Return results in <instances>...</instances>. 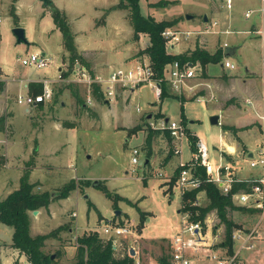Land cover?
<instances>
[{"label": "rangeland", "instance_id": "rangeland-1", "mask_svg": "<svg viewBox=\"0 0 264 264\" xmlns=\"http://www.w3.org/2000/svg\"><path fill=\"white\" fill-rule=\"evenodd\" d=\"M96 1L106 2L110 6L114 4V0L75 2L67 0L71 13L73 11L76 14L85 13L84 18L79 21L82 27L89 24ZM149 1H153L150 8L147 7ZM165 1L169 4L165 5ZM170 2L171 0H140V7L143 13L147 14L149 11L155 15L154 18H162L171 10H179L182 16L187 12H195L196 16L201 18L204 6L216 3L220 14L232 18V25L228 28L230 32L218 34L221 44L226 42L230 44L229 46L239 45L229 57L234 67H223L220 65L221 61L211 62L206 69L207 78L204 79L208 84L211 83L205 95L208 97L210 93L215 92L214 87L217 82H221L223 79L221 75L224 72L234 75L231 83L225 82V90L241 97L225 98L223 104L225 111L222 114V99L208 100L204 96L205 99L202 100L185 101L181 107L180 99L172 94L157 98L153 88L147 83L139 85L131 96L125 92L119 93L112 106L94 101L87 107H83L70 87L65 86L60 88L56 96L57 101L30 106L28 112L27 103L18 102V91L7 89L5 81L0 80V117H4L5 120V126L0 132V201L20 188L24 175H28L29 181L35 184L33 189L35 193L48 195V208L37 209L38 213L35 216L33 215L35 210L30 212V218L36 219V227L38 226L33 229L32 236L52 233L46 240L43 250L47 254L55 255L54 260L57 264H74L77 238L90 232H96L103 238L107 237L103 229L108 224L127 225L131 228V233L123 235L125 238L120 236L116 240L117 256L133 249L141 264L150 262L158 264L157 258L164 253H170V241L174 234L181 230L183 217L186 218L183 212H178L182 205L180 188L172 187V182H165V179L172 174L173 167L178 165L180 160L189 159L187 140L189 133L205 141L209 159L216 165L220 160L219 152L214 147L220 148L218 136L224 135L222 138L226 141V135L220 125L210 123V116L220 113V124L246 125L244 118L238 117L245 116V107L249 106L242 97L249 96L251 92L261 94L264 91V64L258 41L251 32L246 31L250 29L248 27L251 23L259 28L264 26V13L262 15L258 10L259 1L232 0L230 8L226 7L225 0H177L175 5ZM5 9L8 13H13L11 3ZM122 10L126 13V10ZM245 12H248L247 16ZM21 19L29 26L28 36L32 43L30 46L16 43V38L10 30L1 32L0 77L6 73L13 75L26 68H35L32 65L21 64L18 59L19 56L34 51L45 52L46 56L53 58L54 67L59 65L61 60L60 51L56 48L59 38L48 33L53 26L52 16L46 15L42 18L39 12L25 8L21 11ZM11 20V17L7 18L8 23ZM115 23L119 22L112 19L113 27ZM123 37L126 39L124 42L133 39V35L128 31H124ZM116 38L115 31L109 26L107 34H102V31L96 35L91 34L89 45L98 48L106 58H115L114 51L111 50L113 46L110 44ZM140 43L143 45L142 41ZM96 53V50L88 49V58L97 61ZM142 55L143 53L139 56ZM224 59L225 57L222 61ZM198 75H202L201 68ZM77 85L81 98L85 97L84 86ZM222 94H225V91H222ZM229 106L230 115L225 117L228 115ZM147 114H152V118L147 119ZM164 117L181 121L187 128V134L182 139L180 155H171L168 164L165 160L169 157L170 145L173 146L174 143L164 131L153 133L152 130L157 129L150 125L151 122L157 124ZM249 127L245 126L240 131L246 132ZM150 134L152 135L149 136ZM227 134L230 144L246 158L247 149L242 145L244 135L236 137L230 132ZM259 145L260 143L258 146L252 145L256 159L259 156ZM133 148L139 151L136 163L131 161ZM229 149L231 150L230 147ZM247 158L235 163V168L242 167L240 174L247 175L251 171L256 175L258 172L261 173V166L250 167ZM221 163L225 162L221 160ZM232 165L234 166L233 163ZM72 180L78 185L77 189L72 191L68 198L61 199L63 187ZM96 180L100 181L101 185L104 184L112 194H118L116 200L106 197L100 188L101 185L99 188L93 187L92 182ZM125 198L136 205L129 204V200ZM197 198L200 205H205L209 201L204 192H199ZM88 201H91L95 208L88 209ZM137 207L142 211L141 214ZM114 210H121V215L114 216ZM74 212L77 213L76 217L72 216ZM262 212L263 210L253 215L239 211L229 213V217L245 231L257 226V237L245 244L253 247L249 251L244 248L240 252V254L244 252L248 264H264V212L263 214ZM206 222L210 224L214 234L223 235L224 226L215 211L207 215ZM63 224L67 227L58 230ZM13 231L11 226L0 221V264H11L18 255L24 258V252L12 247ZM139 235L141 237H137ZM242 261L245 263L244 259ZM203 263L202 260L196 262Z\"/></svg>", "mask_w": 264, "mask_h": 264}, {"label": "crops", "instance_id": "crops-1", "mask_svg": "<svg viewBox=\"0 0 264 264\" xmlns=\"http://www.w3.org/2000/svg\"><path fill=\"white\" fill-rule=\"evenodd\" d=\"M53 1L57 6L64 9L66 11L68 17L70 18L72 28H73V31L75 33V40H76L78 50L83 55V57L86 61L84 63L89 68V70L91 72H100L102 74H106L115 67L128 64L131 61L135 60L137 57H139L140 54L136 55V53L139 51L138 47H141V49H142V48H144L145 45L148 44L149 37H148V34L144 33V32L139 33L138 39H131V40L129 39L127 42H124V41H126V39L123 37L124 31H128L133 35V29H132V26L130 24V21H129L128 17L126 16V13H124L122 9H120V8L108 9L112 5L116 4L118 2V0H116V1L114 0L113 1L114 4L112 3L111 6H110V4H106V2L100 3V2L96 1L93 5L92 18L90 17V19L88 21L89 24L87 25V27L86 26L82 27L81 24L79 23V21L82 18H84V14H85L84 12H80L79 14H76L73 11V13H71L70 8L67 6V0H53ZM72 1L75 2V0H72ZM168 1H170V0H168ZM257 1H259V3H260V0H257ZM149 2H150V4H147L148 8H150L151 3L153 1H149ZM9 3H11V9H13V13L12 12L8 13L7 10L5 9ZM176 3H177V0H171V2H170V4H172V5H175ZM164 4L168 5L169 3H167L165 1ZM231 5H232V0H231ZM231 5L229 7L226 5V7L230 8ZM108 6H110V7H108ZM221 6H223V4H221ZM218 7L219 6L216 3H210L206 6H204V8L201 10V18L196 16L195 12H187V14L191 15L190 18H187L186 15L182 16V13L179 12V10H176V11L171 10L170 12L165 14L162 18L155 17V19H157V20L174 19L176 22L174 24L168 26L170 28L190 29V30L198 31V32L194 33L193 35H191L189 38L183 39L177 43H174L173 46H171L169 48L166 47V51L169 53H182V52H190L191 50L195 49L196 47H199V48L205 49L210 54H215L217 52H220L221 53V59L219 60V61H221L220 65L223 67L233 68L234 64L232 67L226 66V65H224V61L226 59L230 60V58H229L230 55L232 53H234L235 49L237 47H239V45L229 46L230 44H228L226 42H224L223 44L220 43L218 33L230 32V30L228 28L232 25V18H230L229 15L225 17V15L220 14V11H219L220 9ZM25 8L32 9L37 13L39 12L40 17H42V18H44L46 15L52 16L51 8L46 6L41 0H12V1L11 0H0V12L2 14L4 13V15H3L4 19L0 23V40H1V32H5L8 30H10L12 32L13 27H15L17 25H22L25 27L26 34H27V37L29 39V36H28L29 35V26L26 23H24V21L21 19V11L24 10ZM102 10H104V12ZM147 14H151V13L149 11H147ZM261 14L263 15V13H261ZM245 16H247V15H245ZM8 17L12 18V20L9 23L7 21ZM52 18H53V16H52ZM112 19H115V21L119 22L117 24L115 23L114 27L111 25ZM126 23L129 25V27ZM109 26H111L112 30L115 31V35L117 36L116 40L112 41L110 44L111 46H113L111 50L114 51L115 58H113V57H107L106 58L105 56H103L104 54L100 53V50L98 48H94V47H92V45H89V38H90L91 34L96 35V34H98L99 31L100 32L102 31V34H107V29ZM261 27L262 28H259L254 23H251V25L248 27L250 29L249 30L246 29V31L248 33L251 32L255 36V38L257 39L258 48L261 52V60L264 64V41L262 40L261 34L259 32V30L264 29V26H261ZM48 33L50 36L57 35L59 38V41H58L57 46H56V48L59 49L60 56H61V60L59 62V65L54 67L55 64L53 62V58H51L49 65L44 67V68H37V67H35L36 69L35 68H26L17 74L10 75V74L6 73L5 75H2V77H0V80L5 81L6 88L7 89L10 88L9 90H11V91H12V89L17 90L18 95L19 94L35 95V94L41 93L44 90V87L46 84L50 85L53 88L54 93H53V97L50 100H46L44 102H38V103H35V102L27 103L26 111H28V112L30 111V106L42 105L43 103H47V102H50L52 100L57 101L56 95L59 93L60 88L65 87V86L70 87V86H68V84H70V83H73L74 86H76V87H78L77 84H79V85L82 84L84 86L85 97H83L82 99H84L85 102L83 105L81 104L83 107H87L88 105H92L94 103V101L95 102H102L105 105L112 106L113 101H115L117 99L119 93L125 92V93H127V95L131 96V93H133L138 88L137 87V88L129 89V90H127V89L123 90L121 88H118L117 93H116L114 98L109 99L102 94L103 99L101 101L96 100L93 96V92H91L92 102L87 103L86 102L87 92H86V88H85L84 83L76 82V81L72 80L70 77H69L70 79L67 78L68 76H70V74H69L70 66L68 65V62L63 60V56L67 53V50L65 49L64 44H63V34H62L61 30L59 28H57V26L54 22V18H53V26L48 30ZM12 35L15 37L13 32H12ZM195 35H196V37H195ZM30 39H29V41H30L29 44L25 43L28 46H30L32 43V41ZM141 41L143 42V45H140ZM88 49L96 50L97 61H93L91 58H88V56H89L87 54ZM137 49H138V51H137ZM225 51L230 53V55L225 56V54H224ZM34 52H37V51H34ZM42 53L45 54V52H42ZM143 55L147 56L146 53H143ZM129 57H131V58H129ZM223 57H225V59L222 61ZM99 60H101V62H99ZM186 62L196 64L201 68V74H202L201 76L198 75V76L190 78L188 80V83L193 85V88L191 90H185V92L182 94H177L171 88H169V86L166 83H163V89H162V90L166 91V93H167L166 95L172 94V95L178 97L180 99V102H181V107H183V104L185 101H188L190 99H196V100L205 99V97H206L205 95H206L207 90H208L207 88H208V86H211V83L208 84L207 81H204V79L207 78L206 76L208 75L206 72V69H207L208 64L211 62H214V61H208V62H205V64H201V61L198 59L195 61H186ZM215 62H218V61H215ZM103 64H105V66H103ZM116 64H118V66H115ZM25 66H28V65H25ZM0 71L2 72L1 66H0ZM66 71H68L67 75H66ZM60 73H62L63 79L59 78ZM221 76L223 79L220 80L221 82L216 83V87H214L215 92L213 91L214 93H210L209 96L206 98L208 100L212 99V98L222 99V103H221V105H222L221 114H222V112L225 111V108L223 107L225 98H229L230 96L231 97H233V96L241 97V96L235 95L232 92L225 90L226 89L225 82L231 83L234 80V75L227 74L224 72ZM70 89H71V87H70ZM194 91L196 93V96H194V94H193ZM222 91H225V94H222ZM198 96L200 97V99H198ZM242 98H245V103H249L248 104L249 106L245 105L246 106L245 107L246 112L244 113L245 116H238V117L244 118V121H246V125H244V123L238 124V125L230 124V123H221L220 124V121H219L218 125H220L222 132L226 135V141L222 138L224 135H222V136L219 135L218 138H219V141L221 143V147L220 148L214 147V149H216V151H218L219 153L222 150H224V153L226 154V156L225 155L224 156L226 157L228 162L234 164L233 173L235 174V176H238V177L243 178V179H251L253 177L258 176L260 174V172H258L259 174H257V175L254 174L252 171L249 172L247 175H242V174H240V170L242 169V167L235 168V163L239 162L240 160L244 161V159H246L247 157L251 158L252 156H254V152L252 151L253 150L252 145L256 144L258 146V143H260L259 149L264 147V91L261 94L258 92H251V94L249 96H245ZM230 108H231L230 106L227 107L228 115L225 117H228L230 115V113H229ZM137 111H139V109H137ZM159 111L161 114H163L161 112V109H159ZM233 111H234V109H233ZM234 113H235V111H234ZM221 114L219 115V119L221 117ZM222 117H224V115H222ZM164 119H166V117H164ZM168 119H170V118H168ZM179 122H181V121H179ZM222 125H231V126H235L237 128H243V129L245 126L246 127L250 126L246 130V132L239 130L236 133V135H238V137L242 134L244 135L242 145L244 146V148L247 149L245 151L246 158H243L242 153L238 152L236 150V147L234 145L230 144L229 136L227 134L228 131H223ZM1 130L2 129H0V132H1ZM164 133H165V131H164ZM166 133H168V132H166ZM189 134H191V133H189ZM192 135H194V134H192ZM187 140H188V144H189V158H190V153H191L192 149H191V144H190L189 139H187ZM197 140H201L204 142V144H206L203 139H200L197 137ZM168 141H170V139H168ZM253 142H255V143H253ZM170 147L171 148L168 151L169 157H168V159L165 160L166 164H168L171 155H175V154H173L171 145H170ZM229 147L231 148V150L229 149ZM148 154H150L149 151L147 152V155ZM250 154L252 156H250ZM145 162L147 163L148 160H146ZM247 162H249L248 158H247ZM177 166L178 165L173 167L172 174L165 179V182L166 181L172 182V179L175 178L174 182L172 183L173 184L172 187L177 185V183H176V176H177V172H178ZM98 180L103 181L101 178H98ZM98 180H96V181H98ZM94 182L95 181L92 182V186H93ZM100 183L101 182L98 181V185L93 186V187L99 188ZM144 184H146V183L144 182ZM164 184L168 185L166 183H164ZM168 189H169V187H168ZM170 192H171V190H170ZM203 192L204 191H201L200 193H203ZM122 198H124V197H122ZM125 199H128V198H125ZM129 201L132 202L131 200H129ZM93 207L95 208L94 204H93ZM88 209H90V208L88 207ZM53 212H54V210H52V215H53ZM178 212H180V210H178ZM74 213H76V212H74ZM121 213H122V211H121ZM33 215L35 216L36 214H33ZM113 215H114V213H113ZM72 216H73V213H72ZM76 216H73V217H76ZM206 224H207V222H206ZM36 225H37L36 219H33L31 217V229H30L31 235H33L32 231L36 227ZM208 225H210V224H208ZM210 228H211V226H210ZM210 231L213 235L214 231H212L211 229H210ZM257 235H258V232H257ZM121 237L125 238L126 236H121ZM137 237H141V236L139 235ZM104 238L107 239V237H104ZM144 239H147V238H144ZM113 249H114V247H113ZM131 250H133V249L127 250L129 255H130ZM247 250L249 251L250 249H247ZM133 251H134V254L132 256L134 257V260L137 259L141 262L139 257H136V251L135 250H133ZM124 253L125 252H123V254ZM243 253L240 254L241 257H240V260L237 264H248V262L246 261V256H244ZM22 259H24V258H22ZM243 259L245 260V263H244V261H242ZM208 262L204 261L203 264H210ZM150 263H152V262H150ZM152 264H154V263H152Z\"/></svg>", "mask_w": 264, "mask_h": 264}, {"label": "built area", "instance_id": "built-area-1", "mask_svg": "<svg viewBox=\"0 0 264 264\" xmlns=\"http://www.w3.org/2000/svg\"><path fill=\"white\" fill-rule=\"evenodd\" d=\"M225 2L228 7L231 5V0H225ZM258 10L264 13V0H260ZM245 15H248V12ZM3 19L4 16L0 12V23ZM196 32L198 31L166 27L162 30L161 34L165 39L166 47L169 48L174 43L187 39ZM259 32L264 41V29L259 30ZM18 59L24 65H32L37 68H44L51 61V57L40 52H31L30 54L19 56ZM224 65L232 67L233 63L229 59H226ZM198 70H200V67L196 64L173 60L167 65L163 76L155 77L149 57L142 55L128 64L115 67L108 73L102 74L100 72H91L80 58H76L73 66L69 70L70 76L67 78L70 77L76 82L84 83L87 92L86 102L91 103V92H93L94 84L109 99L115 97L118 88L123 90L134 89L142 83L151 85L157 98L162 93L163 86L161 82L166 83L177 94H182L185 90H191L193 88V85L189 84L188 80L198 76ZM59 78L63 79L62 73L59 74ZM53 93V88L46 84L41 93L35 95L19 94L18 101L21 103L44 102L50 100L53 97ZM193 94L196 96L195 91ZM198 99H200L199 96ZM150 125L153 129L167 131L170 139L174 143L172 146L173 154L180 155L182 139L187 134L185 126L176 120L168 119L165 122L164 118H161L157 124L151 122ZM138 152L137 148L132 149V163L137 162L136 155ZM258 155V159L254 156L249 159V166L256 167L260 165L262 172L260 175L251 179H243L235 176L233 173V165L224 156V150L219 153L220 162L213 165L209 159L206 144L201 140H197L195 150L190 153V158L186 161L180 160L178 163L176 186L180 188L182 195L186 191L200 188L204 183H213L222 194L226 196L231 194V200L235 205L254 208L258 212L263 210L264 212V147L259 149ZM221 160L225 163L222 164ZM200 168H203L205 178L199 174L198 169ZM246 182L251 183L249 191L239 189L236 192H231L233 184ZM193 204L200 205L197 197ZM184 214L186 218L183 217L181 230L175 233L170 241L169 264H196L197 260L209 261L212 264H237L241 257V250L244 248L251 249L253 247L252 245L246 246L245 244L257 236V226L250 231H245L241 228L234 229L231 235L233 249L230 253L226 246L215 247L223 241L224 236L220 234L212 235L210 225L206 224V218L203 223L204 226L200 222L189 221L188 213ZM76 215V213H73V216ZM103 231L107 239H112V246L116 249V240L120 236L131 233V228L127 225L108 224L104 227ZM17 257L11 264H31L26 254H24V259L20 255ZM134 264H141V262L136 259Z\"/></svg>", "mask_w": 264, "mask_h": 264}, {"label": "trees", "instance_id": "trees-1", "mask_svg": "<svg viewBox=\"0 0 264 264\" xmlns=\"http://www.w3.org/2000/svg\"><path fill=\"white\" fill-rule=\"evenodd\" d=\"M111 8L126 10V16L128 17L133 29V39H138L140 32L148 34V44L145 45L142 50H139L136 55L142 53L147 54L154 70L155 77L163 76L167 65H169L173 60L186 62L198 59L201 61V64H205V62L208 61L215 62L221 59L220 52L210 54L205 49L199 47H196L190 52H167L165 39L161 32L164 28L174 24L176 21L174 19L157 20L153 15L143 13L140 7V0H118V2L112 5L109 9ZM51 11L57 28H59L63 34V44L67 50V53L64 55V59L68 62L70 69L76 58H80L81 61L86 62L83 55L78 50L75 33L66 11L57 6L55 3L52 4ZM67 73L68 71H66V75ZM161 85L163 86V82H161ZM68 86L71 87L72 93L78 97L79 102L83 105L85 100L81 98L78 87L74 86L73 83L68 84ZM166 94V91L162 90L160 96L164 97ZM93 96L98 101L103 99L102 93L96 84L93 85ZM4 123V117H0V129L4 128ZM222 129L223 131H228L236 136V133L243 128H237L231 125H222ZM152 131L156 134L160 133V130ZM166 132L165 135L170 138L169 134ZM151 135L152 134L149 136ZM189 141L191 149L194 151L197 137L190 134ZM224 155L226 156V154ZM198 170L199 174L205 178L203 168ZM174 179L175 178L172 179V183L174 182ZM250 185V182L235 183L232 186L231 192H236L239 189L249 191ZM34 186L35 184H32L29 181L28 175H24L22 177L20 188L10 193L4 200L0 201V221L13 228L12 247L24 252L31 264H57L56 261L52 259V255L45 253L43 250L46 240L52 235V233L39 234L36 236L31 235L30 212H33L41 207L48 208L49 206L48 195L45 193H35L33 191ZM77 187L78 185L74 180L67 183L60 193V198H68L71 192L76 190ZM100 188L106 197L112 199L113 201L116 200V197H118V194H112L104 184H102ZM200 191H204L209 201L205 205H194L193 203ZM181 201L182 205L180 211L188 213V220L192 222H200L203 224L206 216L210 212L215 211L220 223L224 226L223 241L218 243L215 247L226 246L230 253L233 249V243L231 240L232 232L234 229L241 227H239L240 225L229 217V213L231 211H239L241 213H248L252 215L258 213L257 209L235 205L231 200V194L227 196L222 194L213 183L209 182L204 183L200 188L184 192L181 195ZM128 203L136 205L132 204L130 201H128ZM88 207H93V203L91 201H88ZM138 211L140 214L142 213L139 208ZM66 227V224H63L58 228V230H62ZM134 262V257L129 255L128 252L122 254V256H117L116 251L112 246V239L102 238L96 232L85 233L77 238V254L74 264H134ZM157 263L169 264V254H162L159 258H157Z\"/></svg>", "mask_w": 264, "mask_h": 264}, {"label": "water", "instance_id": "water-1", "mask_svg": "<svg viewBox=\"0 0 264 264\" xmlns=\"http://www.w3.org/2000/svg\"><path fill=\"white\" fill-rule=\"evenodd\" d=\"M41 1H42L46 6H48V7H50V8L52 7V4L54 3L53 0H41ZM190 16H191V15L186 14V17H187V18H190ZM204 18H205V17H204ZM12 32H13V34H14L15 37H16V42H17V43H27V44L30 43V41H29V39H28V37H27V34H26V29H25L24 26H22V25H17V26H15V27H13ZM224 54H225V56H229V55H230V53H228L227 51H225ZM146 118H147V119L152 118V114H147V115H146ZM167 121H168V118L165 119V122H167ZM210 123L213 124V125H218V124H219V115H218V114L211 115V116H210ZM250 156H252V155L250 154ZM96 185H98V181H95V182L93 183V186H96ZM37 213H38V210H35V211H34V214H37ZM114 215H115V216H120V215H121V210H114ZM133 254H134V251L131 250V251H130V255L132 256ZM54 258H55V255H52V259H54Z\"/></svg>", "mask_w": 264, "mask_h": 264}]
</instances>
